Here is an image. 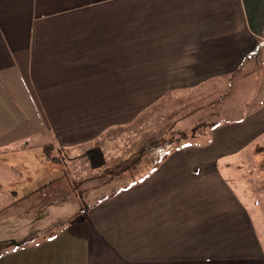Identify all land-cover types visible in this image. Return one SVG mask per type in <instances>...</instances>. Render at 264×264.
Returning a JSON list of instances; mask_svg holds the SVG:
<instances>
[{
  "label": "crops",
  "instance_id": "0c3cea01",
  "mask_svg": "<svg viewBox=\"0 0 264 264\" xmlns=\"http://www.w3.org/2000/svg\"><path fill=\"white\" fill-rule=\"evenodd\" d=\"M263 88L264 0H0V264H264Z\"/></svg>",
  "mask_w": 264,
  "mask_h": 264
},
{
  "label": "rangeland",
  "instance_id": "374dc122",
  "mask_svg": "<svg viewBox=\"0 0 264 264\" xmlns=\"http://www.w3.org/2000/svg\"><path fill=\"white\" fill-rule=\"evenodd\" d=\"M244 84L247 85V84H250L245 91H240L238 94L236 93V91L233 93V95L235 94L236 96L237 95H243L246 91H247V96H249L251 94V89L253 87H255V80H246L244 81ZM261 100H264V88L262 89V92H261ZM240 111L238 112H229L228 115L229 117L232 119V118H235L237 116H240ZM227 115V113H225V116ZM163 134V133H162ZM23 146V150L21 151V154H20V150H15V148H11L9 149V151H6V158H9L11 159L12 157V154L13 152H16L15 155L18 159H21L20 162H29L28 158H33V160H37L38 161V164L37 166L39 165L40 167H38L39 171H37L38 173V182H37V185L38 186H41L42 184H46V183H50V184H60L62 182L66 183L68 181H70L69 183L72 184V186H75V190H73L74 192V196L75 198H77L76 194H75V191L76 189L78 190V193L79 194H82L83 190H81V184L82 182L80 181L81 179V176H76V175H73V174H68L66 172V170H68V167L66 165V160L65 158H63L60 153L56 150L52 151L51 153H48L46 155H48L49 157L51 156H54L53 159V165H54V168L52 167H49L47 166L46 164L44 166H42V162H39V159L44 156V152L43 154H41V151H39V149H37L36 146H41L40 144L36 145L33 144V142H26ZM44 146V145H43ZM32 147V148H31ZM40 150H41V147H40ZM18 159H16V161H19ZM12 160V159H11ZM9 163V161H6ZM47 163V162H46ZM122 163H125V162H122ZM51 166V165H50ZM73 165L71 164L70 167H72ZM60 167H62V169H60ZM124 184V179L120 178L118 179L115 183L103 188V189H100L96 192L95 195H100V194H107L108 192H110L113 188H120L122 187ZM72 186H70V188H72ZM72 192V193H73ZM77 193V192H76ZM7 194V193H6ZM19 194H22V195H27L28 192L26 191H22L20 192ZM35 194V193H32V195ZM60 194H64L65 193H57V195H60ZM9 195H13V194H9ZM91 203L92 201L89 200L88 203ZM80 211V210H79ZM82 211V210H81ZM8 216V214H7ZM55 220L59 219L58 215L55 216ZM49 226V225H48ZM33 239V238H32ZM7 241V245L5 247V249H3V251L7 250L10 246H12L11 244H9L10 242L13 243V241H10L9 239L6 240ZM23 241H19V243H22ZM2 250L0 252H3Z\"/></svg>",
  "mask_w": 264,
  "mask_h": 264
},
{
  "label": "trees",
  "instance_id": "16d2710c",
  "mask_svg": "<svg viewBox=\"0 0 264 264\" xmlns=\"http://www.w3.org/2000/svg\"><path fill=\"white\" fill-rule=\"evenodd\" d=\"M47 150V149H46ZM48 153H51L50 151H49V149H48ZM54 158V157H53Z\"/></svg>",
  "mask_w": 264,
  "mask_h": 264
}]
</instances>
